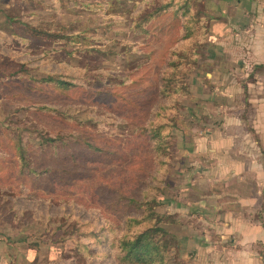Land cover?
I'll return each instance as SVG.
<instances>
[{
	"label": "rangeland",
	"instance_id": "obj_1",
	"mask_svg": "<svg viewBox=\"0 0 264 264\" xmlns=\"http://www.w3.org/2000/svg\"><path fill=\"white\" fill-rule=\"evenodd\" d=\"M194 1L193 9L206 26L205 40L199 38L205 29L192 13H186L182 27L172 26L170 17L149 21L148 15H141L160 6L157 0L1 1L0 147L12 140L37 150L43 137L59 134L68 138L69 132L77 131L119 152L122 159L112 164V156L96 158L85 166L86 175H66V189L58 188L52 200L47 197L48 182L43 183L42 192L36 188V192H22L16 184L0 185V256L8 258L3 264H107L115 234H134L145 224L140 221L128 227L129 218L123 211L118 218L106 210L115 196L111 188L125 193L139 189L137 196L142 198L145 185L156 196L153 209L167 217L162 222L165 235L177 242L173 229L180 221L160 207L183 160L177 145L191 130L213 125L207 126L208 117L199 118L194 111L202 105L195 103L191 82L212 69L205 58L211 45L210 18L201 0ZM167 2L161 0L163 5ZM43 31L55 34V40ZM184 35L189 38L181 40ZM175 47L185 56L175 61L176 66H167L168 54ZM173 73L178 80H170ZM48 74L75 78L84 90L67 100L31 90L30 75L39 80ZM184 84L188 91L181 104L174 105L173 96L162 97V86L174 94ZM44 91L48 94V89ZM48 102L61 117L73 120L72 128L37 111ZM77 123L81 128L76 129ZM155 126L168 134L160 162H154V143L148 133ZM31 157L26 160L34 164ZM7 158L13 157L9 154ZM129 165L138 182H132ZM5 167L17 170L13 161H6ZM0 176L30 184L16 171ZM135 217L142 218L140 211H135ZM114 224L119 225L118 231L111 234Z\"/></svg>",
	"mask_w": 264,
	"mask_h": 264
},
{
	"label": "crops",
	"instance_id": "obj_2",
	"mask_svg": "<svg viewBox=\"0 0 264 264\" xmlns=\"http://www.w3.org/2000/svg\"><path fill=\"white\" fill-rule=\"evenodd\" d=\"M201 4L212 69L191 84L197 117L213 125L180 132L183 160L160 207L180 221V264H264V0Z\"/></svg>",
	"mask_w": 264,
	"mask_h": 264
},
{
	"label": "trees",
	"instance_id": "obj_3",
	"mask_svg": "<svg viewBox=\"0 0 264 264\" xmlns=\"http://www.w3.org/2000/svg\"><path fill=\"white\" fill-rule=\"evenodd\" d=\"M1 1L2 0H0V3ZM157 1L160 6L153 7L148 14L146 11L141 13V15H148L149 21L156 18L157 20H160L162 18L170 17V23L172 26L178 25L182 27L181 24L184 22V19H186V13L188 12L190 14L192 13L194 19L201 23V29L206 28L204 21L200 20L198 17L196 9H193L196 5L194 0H169L165 5L161 3V0ZM174 21H176L177 24H175ZM43 32L48 33L49 37L56 38L53 33ZM206 37L208 38L205 29V32L202 31V35L199 38L205 40ZM55 38L52 41H54ZM61 38L69 39L68 36L63 35H61ZM188 38V35H184L181 37V40H186ZM180 49L181 48L175 47L170 50L168 54V62L166 63L167 66H176L177 64H174L175 61L185 56V52ZM193 54L196 56L197 52H194ZM187 61L190 63L192 62L191 59H188ZM169 78L171 81L178 80L174 73L172 76L170 74ZM29 79L31 80V86H29L31 90L38 91L39 93L57 99L61 96L67 100L75 93H79V90H84V85L80 81H75V78H69L62 74H48L46 77L39 80L33 75H30ZM167 83L171 84L169 81H167ZM185 86L186 84L182 86L181 90H177L178 92L175 91L174 94L170 89L162 86V97L168 98L169 95L173 96L175 99L174 105H179L181 104L179 101H181L182 97H184L188 91V87ZM45 89H48V94L44 91ZM37 111L44 112L46 116L50 117L51 120H54L57 123L67 125L70 128L73 127V120L61 117L60 114H58V109L50 102L39 105ZM171 121H174V118H172ZM75 127L76 129L81 128L79 123H77ZM161 129L160 126H155L148 130L150 138L154 143L152 144V150L155 153L154 162H160L163 159L164 151L166 150L168 142V134H165ZM39 144V148L35 150L36 147L30 148L27 145L23 147L22 145L12 143V140H9L2 146V148L0 147V175L6 171L11 174L16 171L20 178L30 180V184H28L27 182L22 181L15 182V180L10 177L9 180L7 178L3 180L0 176V185L5 186V184H16L22 192L35 191L34 188H36L37 191L42 192L41 190L45 189V184L43 183L48 182L49 187H47V197L52 200L54 195H56L58 188L62 190L66 189V175H86L87 172L84 171L85 166L87 167V164L94 161L96 158H108L109 156H112L114 157L111 161L112 164L122 162V159L120 158L121 156L118 154L119 152L95 144L94 139L92 142V138L84 132H69L68 138L59 134L43 137ZM9 154H11L13 158H7ZM30 154L32 155L31 158L36 160L34 164H30L26 160V156ZM6 161H13L17 170L13 171L12 169L5 167ZM76 168L78 170H74ZM127 168L132 177V182H138V179L132 174L135 170L131 169L130 165ZM143 175L144 177H148L147 172H143ZM139 191L140 190L138 189L135 192L132 189L129 193H125L121 188H111L110 193L115 196L112 198L113 202L111 203V208H108V205H106V210L111 214L116 215L118 218L123 211L122 215L129 218V221L127 222L128 227H130L132 223H139L140 221H143L145 224L134 234L125 233L123 235L120 232L115 234V240L112 238L115 250L113 249L108 252L105 262L107 264L109 261L111 264H177L180 253L179 246L175 240L173 241L168 238V235H165V230L162 226V222L167 217L158 214L153 209L154 204L156 205V196L149 190L145 189V185L141 189L142 198H138L137 196ZM11 194L13 195V193ZM50 205L52 206V203H50ZM135 211H140L141 219L135 217ZM118 226L114 224L109 229L111 234L118 231ZM105 241L106 245H109V240L106 239Z\"/></svg>",
	"mask_w": 264,
	"mask_h": 264
}]
</instances>
